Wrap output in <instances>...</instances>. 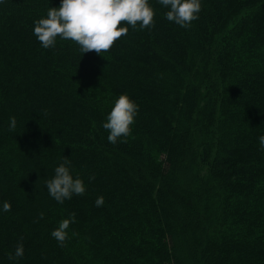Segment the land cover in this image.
I'll return each mask as SVG.
<instances>
[{"label":"trees","instance_id":"obj_1","mask_svg":"<svg viewBox=\"0 0 264 264\" xmlns=\"http://www.w3.org/2000/svg\"><path fill=\"white\" fill-rule=\"evenodd\" d=\"M60 3L0 0V264H264V0H201L188 28L149 0L154 26L100 55L43 48L34 22ZM121 94L138 114L112 144ZM65 157L86 190L60 204Z\"/></svg>","mask_w":264,"mask_h":264},{"label":"clouds","instance_id":"obj_2","mask_svg":"<svg viewBox=\"0 0 264 264\" xmlns=\"http://www.w3.org/2000/svg\"><path fill=\"white\" fill-rule=\"evenodd\" d=\"M158 3L168 9L166 19L183 28H188L197 20L202 10L201 0H158ZM154 16L149 0H61L59 7L48 9L46 18L34 22V35L45 49L55 47L57 37H60L78 44L84 54L94 52L100 55L110 51L119 39L128 34V27L122 25H130L133 29L138 24L141 29L151 28L154 26ZM137 114L135 101L121 94L103 124L109 133L108 141L116 144L121 137L129 136ZM15 128L16 119L12 117L9 130ZM258 139L264 148V135ZM69 164V159L65 157L64 162L55 168L54 177L45 181L49 195L60 204L74 194L83 195L86 190L83 181L71 174ZM103 204L104 197L99 196L95 206L101 207ZM10 210V203L5 201L3 211ZM39 218H43V213ZM74 221L75 214H72L71 219H63L51 232L61 246L68 239L67 229ZM23 256V244H18L14 256L9 254V259Z\"/></svg>","mask_w":264,"mask_h":264}]
</instances>
